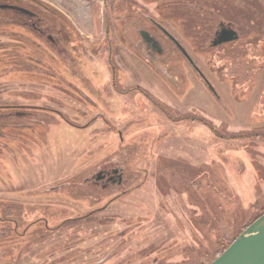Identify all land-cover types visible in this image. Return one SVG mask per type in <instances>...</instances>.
Returning <instances> with one entry per match:
<instances>
[{
    "label": "rangeland",
    "instance_id": "obj_1",
    "mask_svg": "<svg viewBox=\"0 0 264 264\" xmlns=\"http://www.w3.org/2000/svg\"><path fill=\"white\" fill-rule=\"evenodd\" d=\"M38 1L48 9L33 8L35 27L72 44L97 84L94 96L60 84L70 79L39 50L48 38L0 4V106L48 114L5 129L18 145L15 162L0 153V228L12 231L0 264H209L264 210V0L222 7L241 39L213 49L176 4L186 0ZM141 12L178 38L217 96L179 53L165 75L131 50L123 24ZM237 62L248 82L230 76ZM106 162L134 177L126 192L56 188Z\"/></svg>",
    "mask_w": 264,
    "mask_h": 264
},
{
    "label": "flooded vegetation",
    "instance_id": "obj_2",
    "mask_svg": "<svg viewBox=\"0 0 264 264\" xmlns=\"http://www.w3.org/2000/svg\"><path fill=\"white\" fill-rule=\"evenodd\" d=\"M200 2L193 3L192 0H186L183 3L178 2L176 3L179 7L185 8L189 10V13L192 16H187L189 21H192L195 25L193 28V32L198 34V39L203 41V45L206 49L210 48H217L226 44H232L241 39V31L239 28V23L235 22L234 19L229 20V17L224 14L222 7H235L239 0H196ZM237 7V6H236ZM10 10L14 11L15 13H19L21 15L27 16L29 23L27 26H32L35 33L41 38L46 36L48 38V42L44 43L45 45L42 46L41 50L44 55L47 57V62H49L52 66H56V68L60 71H55L54 73L57 74V78L59 79L62 75L68 77V79H63L60 81V84L66 85L67 87L72 88L73 90H77L76 92L81 89L82 91L88 92L87 94H91L94 96V90L96 89V79L95 75L93 76L94 79L87 77L85 75L84 65H81L82 60L76 59V52L75 49L70 48L67 42L60 39L59 35L52 36V35H45L41 29L35 27V23L33 24L32 21L40 22L42 18L35 12L33 13L27 8L16 6V5H9ZM24 10V12H23ZM194 12V13H193ZM233 17L237 16V13L233 11ZM241 24V23H240ZM255 29V28H254ZM109 28H105V39L107 34L109 35ZM233 33H236L237 38L232 41L228 42H221V40L228 38ZM35 35V34H34ZM123 41L131 46V50L135 52L139 56H144L147 61L152 63L154 66L158 67L161 73L166 75V69L162 63H164L167 59L171 58L174 52L180 54L181 57L184 58L185 62L187 61L183 56L179 46L185 51L187 55H190L188 50L182 45V43L178 40V38L172 34L169 30H167L164 25L159 23L157 20L149 16L147 13L141 12L138 13V16H131L127 18L126 22L123 24ZM60 36H62L60 34ZM201 38V39H200ZM73 47V45H72ZM135 54V55H136ZM136 55V56H137ZM28 56V55H27ZM30 60L31 57H28ZM27 58V59H28ZM189 64V63H188ZM240 62H237L235 65L233 64L232 68L230 67L229 74L233 76L238 83H245L248 82L251 78V73L246 71L243 66L241 68L237 66ZM190 65V64H189ZM163 66V67H162ZM197 66V65H196ZM31 67V66H30ZM32 68V67H31ZM190 68L192 66L190 65ZM89 70L91 67L88 68ZM92 70V69H91ZM193 70V69H192ZM200 70V69H199ZM47 74H51L50 71L46 70ZM201 72V70H200ZM198 74V72H196ZM202 74V72H201ZM200 75V74H199ZM201 80L206 87L208 80L202 74ZM73 78V81L71 80ZM92 81H95L93 83ZM209 83V82H208ZM210 84V83H209ZM14 88V85L12 86ZM93 90V91H92ZM85 92V93H86ZM93 92V93H92ZM27 107V106H24ZM29 108H33L32 106H28ZM21 106L17 104H10L9 106H0V153H7L11 160L15 162L16 160V150L15 146L18 145V141L16 139V135L12 136L11 134H7L5 129L10 126H16L15 120L17 118H30V117H37L40 118L47 117L48 114L42 111H35V114L27 112V108L22 110ZM20 109V110H19ZM40 113V114H37ZM60 114V113H59ZM64 114L61 113L60 116ZM42 124L43 121H40ZM16 128V127H15ZM15 130V129H12ZM9 140L13 142V145H9ZM0 167L1 160H0ZM79 180L78 185L83 189H87L88 191L85 193H96L101 192L103 193H111L116 192L117 195H120L126 192L127 186L134 182V177L129 175V172L126 168L122 166L116 165V162H106L105 164L98 166L96 168H91L88 170L87 174L83 176H76L72 177V182H66L61 186H57L61 190L63 186H73L74 182ZM55 189V188H52ZM43 193V192H41ZM45 193H48L46 190ZM43 193V194H45ZM16 213V212H13ZM13 213L9 217H13ZM1 216V211H0ZM8 224H13L16 226V220L11 218L8 219ZM46 227V225H43ZM13 233L17 231L13 227ZM7 233H12L11 229L9 228L5 232L0 228V238L6 235ZM10 242H5L8 244Z\"/></svg>",
    "mask_w": 264,
    "mask_h": 264
},
{
    "label": "water",
    "instance_id": "obj_3",
    "mask_svg": "<svg viewBox=\"0 0 264 264\" xmlns=\"http://www.w3.org/2000/svg\"><path fill=\"white\" fill-rule=\"evenodd\" d=\"M4 8H6V6H0V9ZM236 38V33H233L228 38L221 40V42L232 41ZM177 45L187 62L198 74L202 75L192 58L185 53L178 43ZM205 83L210 91H212V94L217 96L211 85L208 82ZM209 264H264V214L249 224L232 243Z\"/></svg>",
    "mask_w": 264,
    "mask_h": 264
},
{
    "label": "trees",
    "instance_id": "obj_4",
    "mask_svg": "<svg viewBox=\"0 0 264 264\" xmlns=\"http://www.w3.org/2000/svg\"><path fill=\"white\" fill-rule=\"evenodd\" d=\"M0 4H9V5H16V6H20V7H24V8H27V9H29L30 11H32L33 13H35L36 11L35 10H33V8L35 9V8H39V7H44L45 9H48L45 5H43L40 1H38V0H0ZM59 15V14H58ZM40 17V16H39ZM40 18H42V17H40ZM43 20V19H42ZM22 41V40H21ZM17 48H19V47H17ZM13 49L12 48H9V46H6L4 49H3V51H8V53H9V55H10V53L13 55V54H15V52H13L12 51ZM15 56H16V54H15ZM246 63H248L247 61L246 62H244L243 64H246ZM264 214V210L261 212V214L259 215V216H261V215H263ZM258 216V217H259ZM257 217V218H258ZM256 218V219H257ZM256 219H254V220H256ZM254 220H252L249 224H251ZM249 224H247V225H245L244 226V228H243V230L249 225ZM242 232V231H241ZM232 243V241L226 246H222V249H221V251L219 252V254L218 255H220L222 252H223V250L224 249H226L230 244Z\"/></svg>",
    "mask_w": 264,
    "mask_h": 264
},
{
    "label": "crops",
    "instance_id": "obj_5",
    "mask_svg": "<svg viewBox=\"0 0 264 264\" xmlns=\"http://www.w3.org/2000/svg\"><path fill=\"white\" fill-rule=\"evenodd\" d=\"M6 81V80H5ZM8 81V83L10 82V79L9 80H7Z\"/></svg>",
    "mask_w": 264,
    "mask_h": 264
}]
</instances>
